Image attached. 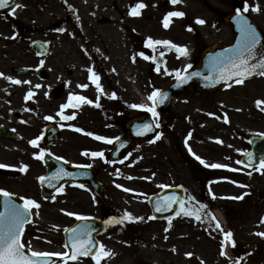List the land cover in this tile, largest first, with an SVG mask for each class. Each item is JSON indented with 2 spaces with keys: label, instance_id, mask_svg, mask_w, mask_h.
<instances>
[{
  "label": "rangeland",
  "instance_id": "1",
  "mask_svg": "<svg viewBox=\"0 0 264 264\" xmlns=\"http://www.w3.org/2000/svg\"><path fill=\"white\" fill-rule=\"evenodd\" d=\"M137 2L141 0H23L16 17L22 19L24 26L41 28L54 24L55 62L60 68L66 63V15H76L78 19L85 20L90 15L95 17L94 20L105 17L108 23L102 22L103 19L99 21L102 25L100 36L105 42L103 27L112 24H118L116 26L120 29L124 27L126 37L115 32H111L113 36L110 32L107 35L115 44L111 61L119 67L120 80L127 73L133 104H146L154 90H159L176 75L174 70L179 69L182 73L189 65L195 64L203 47L224 45L230 41L231 30L222 18L234 8L221 0H181L175 5L170 0H142L146 7L140 10L141 15L130 16L129 6ZM248 4V15L264 32V0H248ZM256 5H259L260 11H251V7ZM169 11H183L185 16L171 17L169 26L165 28L163 19ZM197 18L205 23H196ZM148 37L185 46L188 55H178L169 46L172 51L163 54L165 61L159 64L158 72L138 55L141 40ZM73 40L79 46L77 39ZM152 56L160 57L161 54L154 50ZM55 76L56 81L61 79V71H56ZM257 101H264V79L247 81L224 91L200 93L192 90L181 94L169 118L172 129L178 135L183 160L174 155L169 161L167 155L172 150L163 141L150 147L141 144L129 159L128 168L113 166L104 172V191L100 202L102 219L110 212L121 218L125 211L143 219L131 220L130 223H123L124 220V225L119 223L106 228L98 240L114 254L104 257L101 264H264V236L257 234L264 233V223L261 222L264 217V171H251L248 175L249 172L234 168L239 174L236 180L219 175L209 178V181L203 176L197 179L184 161H198L193 153L207 159L205 165L215 162L231 165L237 161L238 154L248 149L246 138L264 134V118L261 124L252 119L259 117L260 110L264 112V103L258 105ZM225 115L228 122L224 120ZM164 159L178 164L181 171L178 182L185 187L187 198H192L189 203L195 206L203 204L194 212L200 215L199 221L195 215L185 214L188 208L174 220H147L150 212L146 201L160 187L159 160ZM150 160L155 172L150 180L154 179L149 182L143 165ZM240 196L243 198H234ZM35 199L40 207L33 210V221L28 228V234L33 232L36 235L35 240L28 239L31 249L64 252L62 196L53 200L38 195ZM99 213L96 208L94 215L99 217ZM214 213L217 217L218 213L221 220ZM217 222L223 231L216 227ZM166 228L168 231H165ZM228 231L233 234L239 255L237 258L231 254L224 236ZM222 241L226 255H221ZM186 253L192 255L187 256ZM55 264H63V258L60 257ZM67 264L92 262L68 260Z\"/></svg>",
  "mask_w": 264,
  "mask_h": 264
},
{
  "label": "flooded vegetation",
  "instance_id": "2",
  "mask_svg": "<svg viewBox=\"0 0 264 264\" xmlns=\"http://www.w3.org/2000/svg\"><path fill=\"white\" fill-rule=\"evenodd\" d=\"M94 18L90 15L85 20L77 19L76 15H66V63L60 68L55 62L53 23L41 28L24 26L22 19L19 20L16 16L0 15V73H4V76L0 77V164L7 166L0 168V189L12 194L6 198L0 193V212L5 211L6 199L22 205L20 197L38 202L35 199L38 195L43 198L62 196L63 239L66 237L65 229H69L78 220L76 216L67 215V212L90 220H103L100 205L104 191L102 175L113 166L128 168L129 159L141 144L148 147L151 144L160 145L159 141L163 139L172 150L167 159L170 161V157L175 155L180 161L183 160L178 135L170 125L169 115L175 105L159 116L158 138L134 144L119 159H111L116 142L127 139L128 123L135 118L145 117L146 113L130 107L133 102L129 95L128 75L125 73L124 78L120 80L119 67L111 61L114 52L112 47L115 44L107 37L108 33L115 32L126 37L127 30L124 27L120 29L116 26L118 24L106 25L103 27L106 43L100 36L102 25H99V21L103 19L102 22L108 23L109 20H105L103 16L99 17L101 20ZM110 36H113L112 33ZM73 38L77 39L79 46H76ZM33 43L42 45V53L35 51ZM88 68H92L100 77L99 83L103 88L99 95L100 106L85 103L79 108L69 107L64 110L63 115L71 116L75 113V117L62 120L60 108L68 102L70 93L97 101V89L88 79ZM56 71L62 73L61 79L57 81ZM7 77L30 83H12ZM83 84L88 87H78ZM29 90L32 95L26 100L25 96ZM112 93H115L114 98ZM258 113L259 117L252 119L256 124H261L264 114L262 110ZM47 116L53 119H45ZM77 128L83 131H77ZM89 132L94 135H87ZM95 136L109 138L112 143L97 140ZM37 137L40 138L37 140V146L29 143ZM41 148L45 150L43 159L34 156ZM85 151L88 155L83 154ZM92 152H103V157H93ZM240 155L241 153L238 154ZM167 159L159 160L160 189L178 186L181 177L178 164ZM202 159L207 161L203 157ZM185 162L197 179L203 176L210 181L213 169L202 164H191L188 160ZM25 164L28 165L27 169L20 171ZM227 165L238 168L235 162ZM143 166L148 181H152L154 178H150L155 172L152 161H147ZM61 170L72 175L64 176ZM57 174L58 179L55 178ZM39 177H45V182L51 181L54 184L62 181L63 191L56 190L46 195L41 188ZM96 208L100 212L99 217L94 215ZM34 209L36 208L30 210V222L25 225L22 235L26 247L29 246L28 239L36 238L33 232L28 234ZM106 219L110 220L112 226L117 224L112 212L105 216Z\"/></svg>",
  "mask_w": 264,
  "mask_h": 264
},
{
  "label": "snow or ice",
  "instance_id": "3",
  "mask_svg": "<svg viewBox=\"0 0 264 264\" xmlns=\"http://www.w3.org/2000/svg\"><path fill=\"white\" fill-rule=\"evenodd\" d=\"M178 2H181V0H170V3L175 5ZM9 0H0V8H5L8 6ZM19 6V5H18ZM146 7V5L142 2H137L134 6H129V15L130 16H139L141 15V9ZM249 11V4L247 3V0H245L243 8H237L236 9V16L238 26L240 29L241 37L240 40L237 42V45L232 49H227L226 55L218 54L217 56L213 57V63L212 67L217 70L218 76L217 79H232L233 77H236L235 83L241 84L244 82V80L247 77H250L254 74H258L261 76H264V55L260 57V59L252 63L255 56L256 46L260 43L259 36L256 32V29L248 22V19L242 14L243 12ZM251 11L259 12L260 8L259 5L251 7ZM185 13L183 11H169L165 14L163 19V25L165 28L169 26L170 18L171 17H184ZM78 19V18H77ZM196 23L198 24H204L205 21L203 19L197 18ZM188 30H192L191 26H189ZM58 31H64L63 29H58ZM135 31V30H134ZM145 45L148 48H153L154 45H164V46H170L171 48H174L178 55L186 56L188 55V49L185 46L177 45L169 40H154L152 37H148L145 40ZM97 51H99L97 49ZM139 56L143 57L144 59L148 60L151 59L155 61V57H149L145 55L144 52L138 53ZM161 56H163V52L161 53ZM133 60L135 61V55L133 56ZM43 63V61H41ZM190 67V65L188 66ZM89 72L88 79L95 84V87L97 89V101H93L85 96L82 95H75V94H69L68 102L61 105L60 108V116L62 120H71L75 117V113H73L71 116L63 115V112L65 109L69 107L79 108L82 104H95L96 107H99V95L103 92L102 85L99 83L100 77L98 74L94 72L92 68L87 69ZM115 71V69H113ZM156 71H160L159 64H157ZM178 83H184L188 79L191 78V76L199 75V73H191V76L185 75L181 76V70L177 69L174 70ZM168 70L165 68V73L167 74ZM4 76V73H0V77ZM9 81L12 83L20 84V83H30L28 81H20L18 79H13L12 77H7ZM231 86V85H229ZM39 87V85H37ZM78 87L81 88H87V84L78 85ZM32 95L31 90H29L28 94L25 96V99L27 100ZM166 93L161 94L160 90H154L149 96L148 100L152 101V106L149 107L146 104H132L130 107L132 108H144L147 109V111L151 112L154 116L157 115L155 106L157 103H163L164 97H166ZM112 97H115V93H112ZM264 103V101H257V104ZM212 115V114H210ZM47 120H52L53 117L47 116L45 117ZM225 122H228V118L225 115L224 117ZM143 128L145 130H149V125L145 124L143 125ZM77 131H83L82 129L77 128ZM89 136H93V133H87ZM264 135V134H262ZM97 140H104L108 143H112V140L103 136H95ZM158 138V137H157ZM40 138L37 137L34 140L29 141L30 144L33 146H37V140ZM222 143V141H219ZM189 151L191 152V149L189 148ZM84 155H88V152L85 151L83 153ZM45 155V150L43 148L40 149L39 153H34V156L39 159H43ZM91 155L93 157H103V152H92ZM130 155V154H129ZM195 158L200 161L201 164H205L206 162L204 159H202L200 156L193 153ZM249 158L251 159L252 154L247 153ZM57 159H61L60 157H57ZM127 159V157H125ZM237 163H242V161H237ZM206 166L211 168H228V165L225 164H219V163H211L207 164ZM7 167L6 165L0 164V168ZM28 165H24L20 168V171H25L27 169ZM254 171H264V157L260 159L259 162V168H254ZM64 176H70L71 173L67 171H63ZM248 175H251V172L248 173ZM56 179L59 178V174L55 177ZM131 178V177H129ZM41 182H45V177H39L38 178ZM49 186L52 187L51 181H48ZM81 187H83L81 185ZM117 187H122L121 185H117ZM165 187V186H161ZM58 191H63V188L60 187L57 189ZM125 191H134L132 189H124ZM0 193L3 194L4 197H9L12 194L5 191L4 189H0ZM47 198V197H46ZM53 200H55V196L51 197ZM235 199H242L243 196L240 197H234ZM20 199L23 201V204H16L14 202H11L6 199L5 201V211L0 212V264H48V258L50 257H62L63 258V264H67L68 260L76 261L78 259V256L83 255L87 256L93 253V250L95 249V254H92V259L95 261V264H101V260L104 257H107L109 255H112L114 253H111V250H106L105 246L103 244H99V247L96 246V243L91 239V233L89 228L85 226H77L73 229H65V231L71 232L70 236V242H71V254L69 252H54V253H41V252H35L31 249L30 245L27 248V252L25 251V242L22 240V235L24 232V225L26 223L30 222L31 217V209L33 207L39 208L40 205L34 200V199H27L25 197H20ZM189 199H192L189 197ZM174 203H179L181 205V210L184 211L183 205L184 200L178 199L174 196L165 197L163 202H157L156 211H164L168 207H170ZM203 207V206H202ZM62 211H64L62 209ZM179 214V213H178ZM186 215H195V218L197 220H200V215L195 214L194 212H185ZM38 215V213H37ZM67 215L69 216H76L77 219H86L85 217L79 216L76 213L73 212H67ZM143 217H136L133 216L132 213L125 211L123 217H121L119 220H114V222L122 223L124 220H142ZM213 219H215L213 217ZM169 220H171V217H169ZM261 222L264 223V217L261 218ZM171 225H169L170 227ZM216 227L218 229H221V226L219 222L216 223ZM165 231H168L166 228ZM258 235L264 236V233H257ZM224 236L227 240L231 241L233 247L235 246V241L232 239V232L228 231L224 233ZM167 239V237H165ZM65 247H68V245H65ZM224 241L221 242V255H226L224 251ZM187 256H191L192 253H186ZM203 264V262H202Z\"/></svg>",
  "mask_w": 264,
  "mask_h": 264
},
{
  "label": "water",
  "instance_id": "4",
  "mask_svg": "<svg viewBox=\"0 0 264 264\" xmlns=\"http://www.w3.org/2000/svg\"><path fill=\"white\" fill-rule=\"evenodd\" d=\"M21 0H9L8 6L5 8H0V13L4 11L12 10ZM226 3H230L235 5L237 8L243 7L245 0H222ZM243 14V13H242ZM247 19L248 22L256 29V32L259 36L260 43L256 46L255 56L252 63L257 62L262 55H264V40L262 39L258 28L256 25L251 21L245 14H243ZM236 13L229 14L224 18V21L230 25L232 29V40L224 47L220 46H212L209 48H206L201 53L197 65L192 68L191 70L187 71L181 76L189 75L191 76V73H199V75L191 76L190 79H188L184 83H178V80L175 79L171 84L164 87L160 90L161 94L166 93V97H164L163 103H157L156 108L159 112H161L164 108L169 107L172 105L174 101V96L177 92H183L186 90H192L194 87H196L198 90L201 91H214L219 89H224L229 87V85L235 84L236 77H233L232 79H217L218 72L216 69L212 67L213 60L212 58L217 56L218 54L226 55L227 49H232L237 45V42L240 40L241 33L238 26L237 18H235ZM260 76L258 74H254L250 77H247L246 79L254 78ZM245 79V80H246ZM139 120L131 121L129 124V139L130 142H121L120 147L117 148L116 153H122L127 147L132 145L134 142L144 140L145 138L153 135L155 133L153 126L150 123H141L137 124ZM149 125V130H145L143 128V125ZM134 126V130H133ZM137 127H142L139 129H136ZM249 143L251 145L252 151L250 152L252 154L251 159L247 155L244 160V158L241 159L242 163L249 166L254 167L257 166L260 162V159L262 156H264V136L262 137H254L249 139ZM116 155V154H115ZM116 157V156H114ZM59 185V184H58ZM174 196L178 199H184V189L183 188H175V189H165L161 191L160 193L152 196L148 200V204L151 209V215L154 219L157 220H164L169 219V217H174L176 213L178 212L181 205L179 203H174L170 207H168L164 211L157 212V202H163L165 197ZM103 229V226L102 228ZM91 239L96 243L94 240V234L91 233ZM68 249L71 254L72 248H71V242L70 239L67 241ZM97 246V244H96ZM95 253V249L93 250V253ZM90 254V255H92ZM87 255V256H90ZM78 257H84L83 255H80ZM51 263V259L48 258V264ZM43 264V262H42Z\"/></svg>",
  "mask_w": 264,
  "mask_h": 264
},
{
  "label": "trees",
  "instance_id": "5",
  "mask_svg": "<svg viewBox=\"0 0 264 264\" xmlns=\"http://www.w3.org/2000/svg\"><path fill=\"white\" fill-rule=\"evenodd\" d=\"M232 250H233V253H234L235 255H237V253H238L237 251H238V250H236L233 246H232Z\"/></svg>",
  "mask_w": 264,
  "mask_h": 264
},
{
  "label": "bare ground",
  "instance_id": "6",
  "mask_svg": "<svg viewBox=\"0 0 264 264\" xmlns=\"http://www.w3.org/2000/svg\"><path fill=\"white\" fill-rule=\"evenodd\" d=\"M217 215H218V218L221 220V216L217 213Z\"/></svg>",
  "mask_w": 264,
  "mask_h": 264
}]
</instances>
